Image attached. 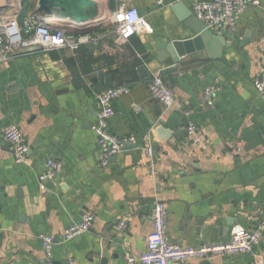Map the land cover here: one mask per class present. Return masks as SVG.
I'll return each mask as SVG.
<instances>
[{
  "label": "crops",
  "instance_id": "0c3cea01",
  "mask_svg": "<svg viewBox=\"0 0 264 264\" xmlns=\"http://www.w3.org/2000/svg\"><path fill=\"white\" fill-rule=\"evenodd\" d=\"M94 1L95 28L42 17L71 32L103 29L100 43L77 52L21 50L0 64V264H128V253L147 248L157 202L168 209L169 239L185 246L227 242L236 224L260 233L253 254L174 264H264V98L254 86L264 69V0L249 6L234 28L212 31L227 40L219 56L206 49L176 65L162 45L197 33L174 6L183 2L192 11L196 2L209 0ZM20 2L0 0V15H18L20 22L29 13L40 15L38 0H30L21 18ZM129 7L139 10L148 28L121 44L108 19ZM158 73L175 92L170 109L148 89ZM217 79L220 90L209 107L204 91ZM119 85L129 92L115 101L110 132L137 142L102 167L91 126L98 95ZM188 122L200 141L188 134ZM10 125L20 128L29 146L22 164L3 142ZM160 127L171 132L169 139L157 132ZM148 144L151 157L143 149ZM49 159L63 169L43 191L39 177ZM87 213L94 215L90 230L64 243L65 230ZM41 235L54 238L51 261Z\"/></svg>",
  "mask_w": 264,
  "mask_h": 264
},
{
  "label": "built area",
  "instance_id": "2783aa9c",
  "mask_svg": "<svg viewBox=\"0 0 264 264\" xmlns=\"http://www.w3.org/2000/svg\"><path fill=\"white\" fill-rule=\"evenodd\" d=\"M158 5L166 2L181 0H156ZM260 0H209L196 2L192 13L194 17L203 22L208 29L217 34L224 30L234 28L237 19L245 13L251 5L259 6ZM117 41L121 44L131 41L140 31L148 28L144 18L136 7L121 8L112 12L108 19ZM103 38L102 34L85 32H71L65 28L52 27L37 13H29L23 22L18 15H0V64L7 63L13 54L30 48H38L41 52H53L68 49L79 51L83 46L96 44ZM148 89L152 97L170 109L175 103V92L166 83L162 74L154 75L148 82ZM254 86L264 98V69L255 78ZM220 90V80L208 86L204 91V98L209 107L215 106V97ZM128 85H119L108 88L98 95L99 109L96 120L91 126L102 151L101 166L106 167L112 159L117 157L129 145L135 144V136L118 137L110 132V119L115 115V101L127 95ZM189 114V111H187ZM187 132L196 137L197 128L193 122H188ZM197 135V136H196ZM4 139L12 148L15 162L22 164L26 161L29 146L24 135L16 125H10L4 130ZM144 151L151 157L152 147L148 144ZM47 171L39 177L41 188L47 190L46 182L54 181L63 169V163L49 159L46 162ZM94 222V215L87 213L80 222L73 223L63 234V242L81 237L88 232ZM168 209L165 203L157 202L152 210V231L148 235L147 248L144 253L134 255L128 253V264H174L187 262L191 259L209 260L213 256H231L235 254H253L260 241V233L251 231L243 225L236 224L231 230L229 241L201 246H185L174 242L167 235ZM126 229V223L119 225ZM47 261L53 260L54 238L49 235L40 236ZM69 264H73L69 259Z\"/></svg>",
  "mask_w": 264,
  "mask_h": 264
},
{
  "label": "water",
  "instance_id": "95a60500",
  "mask_svg": "<svg viewBox=\"0 0 264 264\" xmlns=\"http://www.w3.org/2000/svg\"><path fill=\"white\" fill-rule=\"evenodd\" d=\"M20 5L22 8L23 0H21ZM173 9L179 20L192 19L189 24L194 27V30L197 33L193 39L175 41L173 43L162 45L175 65L179 63L181 57L193 54L197 51H204L206 49L211 50L212 48H215L217 52L215 53V56L221 54L223 47L227 44V40L224 36H216L203 22L200 20H193L192 11L188 9L183 2L177 3ZM36 11L41 16L69 19L70 22L77 26L86 25L85 27L89 28H95L97 26L95 20L98 17V5L94 0H38ZM25 51L35 52L39 51V49L30 48ZM143 70L144 68H141V71ZM157 132L166 134L167 136L164 137V139H169V135L171 134V132L166 131L163 127L157 129ZM3 142L6 147L10 148V145L5 139ZM56 242H58L57 239Z\"/></svg>",
  "mask_w": 264,
  "mask_h": 264
},
{
  "label": "trees",
  "instance_id": "16d2710c",
  "mask_svg": "<svg viewBox=\"0 0 264 264\" xmlns=\"http://www.w3.org/2000/svg\"><path fill=\"white\" fill-rule=\"evenodd\" d=\"M29 1L30 0H23V10H22V13L20 15L21 18H23L26 15V13L28 12L29 8L31 7ZM83 32L91 33V34H102V33H104V30L103 29H94V30L83 31ZM111 35L115 37V33L114 32ZM100 42H101V40L98 43H100ZM86 46H89V45H86Z\"/></svg>",
  "mask_w": 264,
  "mask_h": 264
}]
</instances>
